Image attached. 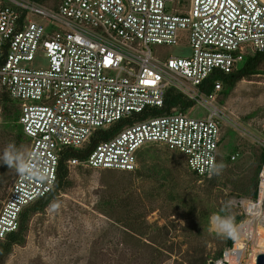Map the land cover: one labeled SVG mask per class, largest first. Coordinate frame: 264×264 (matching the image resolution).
Returning a JSON list of instances; mask_svg holds the SVG:
<instances>
[{
    "label": "built area",
    "instance_id": "built-area-1",
    "mask_svg": "<svg viewBox=\"0 0 264 264\" xmlns=\"http://www.w3.org/2000/svg\"><path fill=\"white\" fill-rule=\"evenodd\" d=\"M49 1L47 8L36 0H0V94L18 103L29 140L25 172H17L0 206V240L18 230L24 209L53 191L65 150H82L96 131L161 108L169 88L205 115H190L193 106L128 124L67 167L133 172L138 153L160 145L181 155L197 178L210 179L224 119L216 104L222 84L216 81L210 94L200 86L214 71L234 72L247 54H264V0H190L184 13L176 0ZM184 38L189 57L160 60L151 51ZM37 53L47 68L28 67ZM230 201L242 219L214 264H255L249 260L253 232L264 230V161L255 196Z\"/></svg>",
    "mask_w": 264,
    "mask_h": 264
},
{
    "label": "rangeland",
    "instance_id": "rangeland-1",
    "mask_svg": "<svg viewBox=\"0 0 264 264\" xmlns=\"http://www.w3.org/2000/svg\"><path fill=\"white\" fill-rule=\"evenodd\" d=\"M176 1L175 9L186 12L190 0ZM51 5L49 0L44 4ZM150 48L160 60L191 55L185 38L177 45ZM28 67L45 69L48 60L37 53ZM222 90L216 98L224 114L221 175L197 180L181 155L160 145H151L142 156L139 173L72 167L68 185L30 218L24 244L13 246L0 264H208L226 247L212 218L228 215L236 225L239 211L230 200L253 193L258 154L264 148V64L258 75ZM189 114L203 117L205 112L194 106ZM5 124L0 111V132ZM5 152L19 154L20 160L13 167L0 161V206L27 146L16 149L7 139L0 144V157ZM201 211H208V225L199 218Z\"/></svg>",
    "mask_w": 264,
    "mask_h": 264
},
{
    "label": "trees",
    "instance_id": "trees-1",
    "mask_svg": "<svg viewBox=\"0 0 264 264\" xmlns=\"http://www.w3.org/2000/svg\"><path fill=\"white\" fill-rule=\"evenodd\" d=\"M36 1L40 4H45L48 0H36ZM262 64H264V54L258 52L247 54L244 60L242 61V63L236 68V70H234V72L230 74H222L220 72L214 71L210 75V77H208L200 86V91L204 94L212 93L213 85L216 81H219L222 84V89H224L225 91L229 90L230 88H233L238 82L245 80L250 76L258 75L259 66ZM193 106H194L193 102L186 99L182 94H180L176 90L169 88L165 93L164 104L161 108L148 107L139 114H132L128 119L118 121L116 124L109 127L107 130L96 131L94 136L91 138L90 143L82 150H74V149L65 150L64 155L61 157L59 163L57 181L53 191L43 199L37 201L36 203L24 209V211L20 216L18 230L14 233L9 234L5 239L0 240V262L5 256L10 254L13 246H21L24 244L25 234L27 232V227L30 218L34 214L42 212L44 208L51 202V200L56 196H58V192L64 189L66 185H68L69 169L66 164L68 160L76 158L79 159L80 161H83L96 143L110 138L112 135L120 131L123 127H125L128 124L141 122L150 117L167 115L173 109L186 112L188 109L192 108ZM0 111H2L6 117L5 127L0 132V144L4 143L8 139L10 142L14 144L16 149L21 148L24 145L28 146L29 140L23 134L22 128L18 123V118H19L18 103L10 99L5 93H1ZM149 148L150 146L142 149L138 153V162H140L142 156L146 154ZM225 161L228 162L229 158L225 159ZM263 161H264V150L261 149L260 153L258 154V161H257L258 165L256 166V170L254 172V177H253L254 179L251 186L253 189V193L251 194V197L255 196L256 186H257V175ZM218 163H219V158L217 164ZM133 172L139 173L138 170H135ZM126 173H130V172H126ZM193 176L195 177L194 174ZM197 180L200 179L197 178ZM248 192L249 190H245L243 191L242 194L247 195ZM199 218L205 223V225L209 224L208 211H201L199 213ZM241 219H242L241 216L235 217L236 221H240ZM225 239H226V246H230L231 244L230 238H225ZM220 254L221 252L217 256H215L213 260H216V258L219 257ZM202 264H207V262L204 261Z\"/></svg>",
    "mask_w": 264,
    "mask_h": 264
},
{
    "label": "clouds",
    "instance_id": "clouds-1",
    "mask_svg": "<svg viewBox=\"0 0 264 264\" xmlns=\"http://www.w3.org/2000/svg\"><path fill=\"white\" fill-rule=\"evenodd\" d=\"M20 160L19 154L13 155L11 153L5 152L2 157H0V161L3 164H6L8 167H13ZM225 165L223 163L212 164L208 170L209 177L212 178L214 176L221 175L224 170ZM18 174H23L25 172L24 166L17 167ZM222 223L215 229L217 231V235L224 238H231L233 235V228L235 227L233 219L225 215L221 218Z\"/></svg>",
    "mask_w": 264,
    "mask_h": 264
},
{
    "label": "bare ground",
    "instance_id": "bare-ground-1",
    "mask_svg": "<svg viewBox=\"0 0 264 264\" xmlns=\"http://www.w3.org/2000/svg\"><path fill=\"white\" fill-rule=\"evenodd\" d=\"M222 223L221 219L217 218V217H213L212 218V226L214 229H216L220 224ZM253 236L252 238L254 239V243H253V249H252V253L250 255V260L249 263H252L254 260V255H256L258 252H264V240H259L257 238L262 237L264 239V230H256L255 232H253Z\"/></svg>",
    "mask_w": 264,
    "mask_h": 264
},
{
    "label": "water",
    "instance_id": "water-1",
    "mask_svg": "<svg viewBox=\"0 0 264 264\" xmlns=\"http://www.w3.org/2000/svg\"><path fill=\"white\" fill-rule=\"evenodd\" d=\"M254 260H255V264H264V254L261 253L256 255ZM208 264H214V260H210Z\"/></svg>",
    "mask_w": 264,
    "mask_h": 264
},
{
    "label": "snow or ice",
    "instance_id": "snow-or-ice-1",
    "mask_svg": "<svg viewBox=\"0 0 264 264\" xmlns=\"http://www.w3.org/2000/svg\"><path fill=\"white\" fill-rule=\"evenodd\" d=\"M145 83H149V82L146 81Z\"/></svg>",
    "mask_w": 264,
    "mask_h": 264
}]
</instances>
